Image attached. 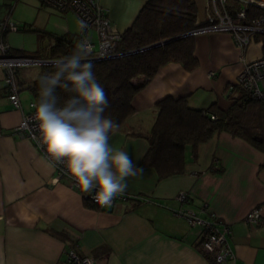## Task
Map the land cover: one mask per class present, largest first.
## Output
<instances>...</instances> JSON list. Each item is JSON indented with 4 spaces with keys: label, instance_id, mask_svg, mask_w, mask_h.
Instances as JSON below:
<instances>
[{
    "label": "crops",
    "instance_id": "1",
    "mask_svg": "<svg viewBox=\"0 0 264 264\" xmlns=\"http://www.w3.org/2000/svg\"><path fill=\"white\" fill-rule=\"evenodd\" d=\"M98 1L108 10L112 25L122 32L132 25L147 0ZM192 1L198 25L211 0ZM7 5L0 0V19ZM51 9L54 12L43 11L47 22L51 21L46 47L16 48L8 42L15 31L6 29L1 37L11 51L39 52L43 64L55 37L79 33L73 12ZM195 34L197 68L186 71L177 62L161 66L133 97V112L110 134V145L126 151L144 171L127 178L122 194L127 200H117L105 209L91 207L81 190L56 181L55 169L47 166L49 161L32 141L14 133L29 101L39 93L32 87L39 74L30 77L18 67L21 109H17L7 97L0 66V264H64L69 246L79 256L96 259L94 264H212L196 248L205 236L204 229L191 227L175 215L179 207L192 209L203 218L214 213L228 225L227 242L233 257L227 264H264V218L255 224L243 221L250 209L264 204V153L220 131L198 144L195 156L186 147L183 174L160 179L154 168L142 163L148 149L145 135L155 120L157 101L186 96L192 108L215 103L226 109L232 103L226 86L245 60L262 56L260 42L242 50L230 31ZM89 35L95 42V32ZM179 191L188 194V202L180 204L175 199Z\"/></svg>",
    "mask_w": 264,
    "mask_h": 264
},
{
    "label": "trees",
    "instance_id": "2",
    "mask_svg": "<svg viewBox=\"0 0 264 264\" xmlns=\"http://www.w3.org/2000/svg\"><path fill=\"white\" fill-rule=\"evenodd\" d=\"M239 7V2L233 0L231 12ZM247 12V18L251 19L262 10L248 6ZM196 18L197 8L192 0H147L132 25L120 32L115 55L100 59L87 57L94 65L93 72L108 98L109 107L105 115L119 127L133 112L131 102L135 94L144 88L161 66L177 62L186 71L197 68L198 59L194 56L196 34L192 32L198 27ZM173 37L177 38L162 43ZM253 39L261 43L264 57V33L254 34ZM80 40L79 33L55 37L44 58L55 60L70 55ZM157 43L160 44L152 46ZM8 54L41 58L39 52L9 50ZM53 70L51 63H43L41 74ZM32 87L38 91V79ZM226 92L232 100L226 109L215 103L204 109L192 108L186 96L176 99L166 96L157 101L155 120L145 135L148 149L143 156V165L154 168L160 179L183 174L186 172V147L190 146L195 156L198 144L208 141L220 131H226L264 153V102L249 98L238 86L229 91L226 89ZM57 95L63 103L73 94L58 88ZM34 98H39V93ZM212 115L215 118H211ZM87 202L93 208L98 207Z\"/></svg>",
    "mask_w": 264,
    "mask_h": 264
},
{
    "label": "built area",
    "instance_id": "3",
    "mask_svg": "<svg viewBox=\"0 0 264 264\" xmlns=\"http://www.w3.org/2000/svg\"><path fill=\"white\" fill-rule=\"evenodd\" d=\"M233 0H211L206 6L204 20L194 29L196 32L209 31H230L238 46L243 50L254 42L253 35L264 33V0H234L239 2V8L231 12ZM42 5L49 6L54 10L65 12L71 11L79 22L83 20L87 28L79 35L82 39H87L92 46L90 57L95 59L106 58L115 55L116 41L120 38V31L117 30L109 19L108 10L104 8L98 0H39ZM248 6H256L262 10V13L247 18ZM11 8L6 15L0 19V66L3 68V81L7 89V97L15 108L21 109L18 99V86L16 73L20 64L39 63L43 60L35 58H23L10 56L8 54L10 46L1 37L3 32L8 29L16 31L17 24L9 18ZM93 31L96 35L94 42L89 32ZM212 75L214 73H211ZM244 89L249 98H254L264 102V57L260 56L251 60H245L243 67L235 79L226 86L229 91L234 87ZM39 98H34L28 103V111L23 112L20 122L13 128L14 133L29 139L36 146L39 152L49 161L46 150L40 139L38 122L35 120V107ZM211 118H215L214 115ZM1 129V126H0ZM55 180L64 181L68 186L81 190L62 164L55 167ZM84 198L92 204L105 209L94 200L93 192H83ZM126 195H118L111 206L117 200H127ZM175 199L180 204L189 201L188 194L185 191H179ZM110 206V207H111ZM206 209V205L202 210ZM264 204L257 205L250 209L244 216L243 221L246 224L260 223L264 218ZM174 214L184 218L191 227L200 226L205 231L204 238L197 245V250L210 258L212 264H227L229 258H232V252L227 242L229 227L218 219L214 213H210L209 218H203L192 209L179 207ZM96 259L88 256H79L69 248L67 258L64 264H94Z\"/></svg>",
    "mask_w": 264,
    "mask_h": 264
},
{
    "label": "clouds",
    "instance_id": "4",
    "mask_svg": "<svg viewBox=\"0 0 264 264\" xmlns=\"http://www.w3.org/2000/svg\"><path fill=\"white\" fill-rule=\"evenodd\" d=\"M86 22H79L83 32ZM87 39L80 40L72 54L51 62L52 72L40 74L39 100L34 105L40 139L49 168L62 164L83 192H93L94 200L110 207L124 194L127 178L143 174L126 151L110 145V134L119 125L105 115L109 107L104 88L87 59L92 54ZM72 93L63 103L57 89Z\"/></svg>",
    "mask_w": 264,
    "mask_h": 264
},
{
    "label": "rangeland",
    "instance_id": "5",
    "mask_svg": "<svg viewBox=\"0 0 264 264\" xmlns=\"http://www.w3.org/2000/svg\"><path fill=\"white\" fill-rule=\"evenodd\" d=\"M6 3L9 4L8 8L12 9L9 14L10 20L19 28L18 31L10 33L8 42L25 51L46 47L50 32L47 28L51 21L47 22L48 16L43 11L51 12L53 11L51 7L42 5L39 0H6ZM8 8L1 18L6 15ZM3 10L4 8L2 13ZM18 67L22 74L26 73L35 78V74H41L42 63L20 64Z\"/></svg>",
    "mask_w": 264,
    "mask_h": 264
},
{
    "label": "water",
    "instance_id": "6",
    "mask_svg": "<svg viewBox=\"0 0 264 264\" xmlns=\"http://www.w3.org/2000/svg\"><path fill=\"white\" fill-rule=\"evenodd\" d=\"M192 32L194 33V31H192ZM174 38H177V37L169 38V39L163 41L162 43H165V42H168V41H170V40H173ZM159 44H160V43H157V44H154V45H152V46L159 45ZM52 61H54V60H46V61H44V63H51Z\"/></svg>",
    "mask_w": 264,
    "mask_h": 264
}]
</instances>
